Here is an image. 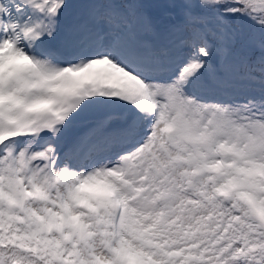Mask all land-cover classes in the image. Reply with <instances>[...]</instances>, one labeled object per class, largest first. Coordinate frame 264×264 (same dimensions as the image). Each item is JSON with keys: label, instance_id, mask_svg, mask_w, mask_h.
Returning <instances> with one entry per match:
<instances>
[{"label": "snow or ice", "instance_id": "snow-or-ice-1", "mask_svg": "<svg viewBox=\"0 0 264 264\" xmlns=\"http://www.w3.org/2000/svg\"><path fill=\"white\" fill-rule=\"evenodd\" d=\"M0 264H264V0H0Z\"/></svg>", "mask_w": 264, "mask_h": 264}]
</instances>
